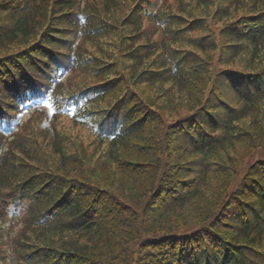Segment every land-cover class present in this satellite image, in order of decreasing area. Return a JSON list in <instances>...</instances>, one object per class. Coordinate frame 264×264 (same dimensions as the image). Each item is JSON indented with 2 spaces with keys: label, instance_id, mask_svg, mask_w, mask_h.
Wrapping results in <instances>:
<instances>
[{
  "label": "trees",
  "instance_id": "16d2710c",
  "mask_svg": "<svg viewBox=\"0 0 264 264\" xmlns=\"http://www.w3.org/2000/svg\"><path fill=\"white\" fill-rule=\"evenodd\" d=\"M0 264H264V0H0Z\"/></svg>",
  "mask_w": 264,
  "mask_h": 264
},
{
  "label": "rangeland",
  "instance_id": "374dc122",
  "mask_svg": "<svg viewBox=\"0 0 264 264\" xmlns=\"http://www.w3.org/2000/svg\"><path fill=\"white\" fill-rule=\"evenodd\" d=\"M31 113H32V110H29L28 109L27 111L23 112L22 116H19V119H21L22 122L23 121H26L27 119H29ZM12 225H13V222H11V223L9 222L8 223V226H7V229L8 228L11 229L12 228ZM17 230H19L18 227L15 228V231L14 232H17ZM6 233H8V231H6Z\"/></svg>",
  "mask_w": 264,
  "mask_h": 264
}]
</instances>
